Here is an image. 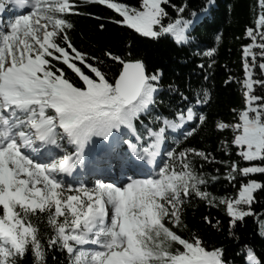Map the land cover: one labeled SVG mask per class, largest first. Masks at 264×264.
Returning <instances> with one entry per match:
<instances>
[{"label":"snow or ice","instance_id":"snow-or-ice-1","mask_svg":"<svg viewBox=\"0 0 264 264\" xmlns=\"http://www.w3.org/2000/svg\"><path fill=\"white\" fill-rule=\"evenodd\" d=\"M92 4L112 10L106 19L138 39L170 36L193 47L194 26L214 0L187 17V4L172 0H0V264H48L57 252L61 264H228L223 246L209 247L185 215L194 201L223 211L227 236L237 240L235 229L257 215L264 183L251 176L264 175V0L243 32V107L211 128L231 132L217 150L229 156L234 146L243 167L187 143L208 124L204 84L165 90L162 70L148 73L132 39L123 53L101 56L75 46L72 17L88 15L105 29L101 17L81 11ZM216 53L197 55L211 69ZM206 164L221 165L234 188L241 178L234 194L209 190L221 177ZM201 222L221 230L209 215ZM244 251L246 264H262L253 248Z\"/></svg>","mask_w":264,"mask_h":264},{"label":"trees","instance_id":"trees-1","mask_svg":"<svg viewBox=\"0 0 264 264\" xmlns=\"http://www.w3.org/2000/svg\"><path fill=\"white\" fill-rule=\"evenodd\" d=\"M116 2H127L131 5L136 4V0H116ZM177 5L187 4L188 8L184 14L186 17L192 10H197L207 5L208 0H172ZM256 0H214V5L209 8L206 15L201 18L194 26L192 35L196 38L193 47L180 46L170 37H163L159 41L147 38H136L131 30H125L113 25L106 18L113 16L112 10L104 6L95 4L81 8L84 13L91 12L103 19L105 29L99 30L100 21L81 15L72 17L74 28L70 35L75 46L91 55L101 56L102 50L111 48L113 51L123 53L129 39L134 41L133 52L136 56L143 58L149 74L156 69H161L163 77L162 87L166 90L170 83L186 85L188 82L193 84H204L209 88L212 99L211 103L204 109L208 116V124L205 131L195 138L189 139V145L206 148L212 151L218 159L236 160L240 166H247V162L240 161L233 146L229 156L217 150L219 138L221 136L231 137V132L216 133L212 132L213 122L222 119L225 122H233L232 109L243 107V94L240 83L243 79L242 69V48L241 45L248 43V39L243 36L245 25H249L254 14L258 9L255 8ZM169 13L175 17L173 9L168 8ZM166 22V21H165ZM217 34H222V40L218 44L215 40ZM216 47L215 64L209 69L207 58L197 55L209 48ZM204 63L203 69L198 65ZM208 75L207 81L203 76ZM259 74L257 73V76ZM232 80L225 83L229 77ZM165 91V98H167ZM219 169V172L216 171ZM211 175L221 177L214 185H210L209 190L218 196L232 195L238 189L241 178L238 176L235 188L232 184L223 179L224 168L219 164H206L203 169ZM255 178L264 183V175L252 174ZM253 211L257 215L246 217L236 229V236L233 239L227 236L228 217L223 211L216 208H209L201 202H193V205L186 210L185 221L189 229L198 231L209 247L223 246L225 249V259L228 264H246V252L244 245L253 248L257 257L264 264V238L261 237V223L264 222V192L258 193L253 206ZM209 215L213 222H221V230L206 227L201 218ZM181 234L185 237L190 235L188 230H182ZM57 260L52 259V254L48 257V264H61L63 257L57 252Z\"/></svg>","mask_w":264,"mask_h":264},{"label":"rangeland","instance_id":"rangeland-1","mask_svg":"<svg viewBox=\"0 0 264 264\" xmlns=\"http://www.w3.org/2000/svg\"><path fill=\"white\" fill-rule=\"evenodd\" d=\"M5 19H7V14H5ZM112 174H113V173H112ZM107 175H111V174H110V173H107V174H106V176H107ZM85 178H87V179L91 180V178H90V177H85Z\"/></svg>","mask_w":264,"mask_h":264},{"label":"bare ground","instance_id":"bare-ground-1","mask_svg":"<svg viewBox=\"0 0 264 264\" xmlns=\"http://www.w3.org/2000/svg\"><path fill=\"white\" fill-rule=\"evenodd\" d=\"M111 175H112V173L111 172H109ZM113 174H118V173H113ZM99 177V176H98ZM91 178V177H90ZM97 178V177H96ZM103 178H105V177H103Z\"/></svg>","mask_w":264,"mask_h":264}]
</instances>
